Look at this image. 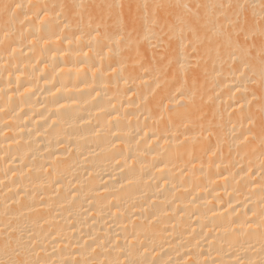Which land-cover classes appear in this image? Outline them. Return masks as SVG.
Instances as JSON below:
<instances>
[{
	"label": "bare ground",
	"instance_id": "obj_1",
	"mask_svg": "<svg viewBox=\"0 0 264 264\" xmlns=\"http://www.w3.org/2000/svg\"><path fill=\"white\" fill-rule=\"evenodd\" d=\"M260 4L0 0V264H264Z\"/></svg>",
	"mask_w": 264,
	"mask_h": 264
},
{
	"label": "snow or ice",
	"instance_id": "obj_2",
	"mask_svg": "<svg viewBox=\"0 0 264 264\" xmlns=\"http://www.w3.org/2000/svg\"><path fill=\"white\" fill-rule=\"evenodd\" d=\"M260 6L262 9H264V0H261ZM16 7H19V5H16ZM108 7L120 9L122 11L124 8V4L121 2H117L115 4H109ZM129 7H131V6H129ZM145 7H147V5H145ZM155 7H159V5H155ZM262 35H264V33H262ZM248 39H249L248 34L246 32H241L239 25H237L235 44H236L237 50L240 51L242 54L243 53H250V51H251V48L246 46L248 44ZM191 51L193 53H195V51H196L195 44H193ZM260 54H261L262 59H264V44H262V46H261ZM186 59H187V57H186ZM259 86H260V91L262 93H264V73L261 74ZM253 99H255L254 94H253ZM261 99L264 100V95H262ZM261 110H262V112H264V104L261 105ZM260 170H261V173L264 174V162H262ZM75 264H80V262L76 261Z\"/></svg>",
	"mask_w": 264,
	"mask_h": 264
}]
</instances>
